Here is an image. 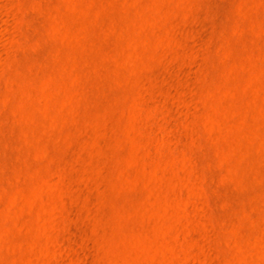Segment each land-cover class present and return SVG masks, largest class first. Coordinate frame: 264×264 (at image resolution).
I'll return each mask as SVG.
<instances>
[{"label": "rangeland", "instance_id": "1", "mask_svg": "<svg viewBox=\"0 0 264 264\" xmlns=\"http://www.w3.org/2000/svg\"><path fill=\"white\" fill-rule=\"evenodd\" d=\"M0 264H264V0H0Z\"/></svg>", "mask_w": 264, "mask_h": 264}]
</instances>
